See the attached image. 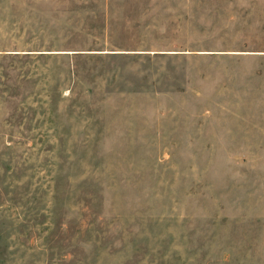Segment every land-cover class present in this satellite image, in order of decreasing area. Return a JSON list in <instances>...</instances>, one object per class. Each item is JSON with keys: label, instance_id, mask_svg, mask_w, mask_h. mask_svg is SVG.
<instances>
[{"label": "rangeland", "instance_id": "374dc122", "mask_svg": "<svg viewBox=\"0 0 264 264\" xmlns=\"http://www.w3.org/2000/svg\"><path fill=\"white\" fill-rule=\"evenodd\" d=\"M258 243L264 0H0V264Z\"/></svg>", "mask_w": 264, "mask_h": 264}, {"label": "trees", "instance_id": "16d2710c", "mask_svg": "<svg viewBox=\"0 0 264 264\" xmlns=\"http://www.w3.org/2000/svg\"><path fill=\"white\" fill-rule=\"evenodd\" d=\"M246 219H242V220H240V222L241 221H244L246 223V221H250V220H246ZM242 229H243V231L245 233V229L246 228L245 229L242 228ZM248 235L249 234H246V233L244 234V236H248ZM248 250H250V246L249 245H248ZM253 252H254V254H252ZM241 253L244 254V256H242V257L239 258V260L242 261L241 263H238L236 259H234L233 262H231L232 260L231 259H227L226 257H225V259L221 263H223V264H232V263H234V264L235 263L236 264H259V263H257L259 261V258L261 257V255H260L261 251H260V245H259V243L255 246V248L253 249V251L251 250L250 252H241Z\"/></svg>", "mask_w": 264, "mask_h": 264}]
</instances>
